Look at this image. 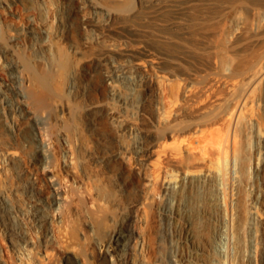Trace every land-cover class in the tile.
<instances>
[{"label": "rangeland", "instance_id": "obj_1", "mask_svg": "<svg viewBox=\"0 0 264 264\" xmlns=\"http://www.w3.org/2000/svg\"><path fill=\"white\" fill-rule=\"evenodd\" d=\"M168 1L0 0V264H210L213 179L182 170L218 147L244 222L245 173L264 184V166L249 167L264 83L247 76L264 60V0ZM137 40L158 58L112 77L130 55L108 46ZM249 91L255 121L229 119ZM168 172L181 181L165 190Z\"/></svg>", "mask_w": 264, "mask_h": 264}, {"label": "bare ground", "instance_id": "obj_2", "mask_svg": "<svg viewBox=\"0 0 264 264\" xmlns=\"http://www.w3.org/2000/svg\"><path fill=\"white\" fill-rule=\"evenodd\" d=\"M164 2L169 1L155 0V4ZM97 25L98 27L108 26V20L103 19ZM238 28V26L235 27L234 33L238 31ZM15 38L16 36H12L11 40L13 41ZM108 48L118 52V54L130 55L129 62L127 63L121 59L111 61L114 73H111L112 77H122L121 75H124L126 78H130L132 76V67H137L147 61L154 62L158 58L145 44H141L139 40L129 46H124L121 43L110 44ZM260 65L259 68L247 75L250 78L251 85L259 82L264 83V60ZM145 90H148L147 86ZM255 101L253 93L250 91L249 93L245 92L244 96L235 103L234 109L228 112V118L231 119L239 112L243 113L247 122L253 123L255 116L251 110V106ZM252 131L255 144L254 154L250 159L249 167L253 170H258L264 166V124L262 126L258 123L252 127ZM140 138L143 139L142 136ZM140 142L143 149L142 156L145 160H149L151 154L157 155L153 147L148 146L144 141ZM217 150L220 153H218L219 159L215 160L213 164L207 166L205 169L196 170L186 167L182 170L184 178L188 176H211L213 179L215 200L216 204L220 207V222L214 239V247L218 256L210 264H252L251 255L253 251H256V264H264V184L255 185L245 173L244 188L247 193L245 200L246 218L243 223L235 226L234 212L230 205L234 195L233 189L240 182L237 176L238 169L233 158L232 160L228 156L222 155L221 148L218 147ZM180 179L181 176L178 173H165L162 187L167 190L178 186L180 184L179 181H181ZM50 201L55 202V198L50 199ZM256 225L260 227L261 235L255 239L253 232ZM250 231L253 233V236L249 235ZM169 261L171 264H178V259L173 253L170 254Z\"/></svg>", "mask_w": 264, "mask_h": 264}]
</instances>
